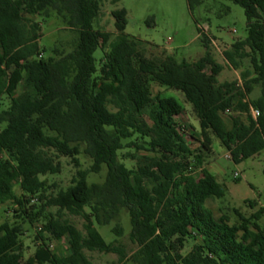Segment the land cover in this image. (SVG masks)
<instances>
[{
    "label": "trees",
    "instance_id": "trees-1",
    "mask_svg": "<svg viewBox=\"0 0 264 264\" xmlns=\"http://www.w3.org/2000/svg\"><path fill=\"white\" fill-rule=\"evenodd\" d=\"M187 1L191 12L204 2ZM230 1L247 16V37L223 53L236 70L249 62L241 86L219 81L223 66L205 36L206 52L199 60L168 56L156 62L124 33L127 10L115 9L119 36L98 66L95 53L112 37L93 27L100 0H0V101L10 98L9 106L0 109V207L19 208L13 210L14 222L0 224V264H92L85 249L115 253L121 264H264V229L258 223L264 206L250 217L236 211L240 221L234 224L229 216L216 219L206 209L210 198H224L228 190L205 166L214 138L236 164L264 150V0ZM52 14L76 40L71 51L52 49L46 57L36 18L46 21ZM198 32L203 30L198 27ZM22 83L25 92L15 96ZM153 83L181 92L192 106L200 135L192 138L199 149L180 121L184 106L173 96L154 95ZM256 88L260 95L252 99ZM125 149L155 155L148 161L136 158V166L129 168L121 158ZM81 154L92 161L88 169L82 168ZM61 157L69 158L77 171L67 189L48 197L42 176L61 173ZM104 167V181L90 182V175ZM49 206L59 214L45 216L37 247L26 258L24 224H35ZM124 210L129 238L138 246L132 254L116 240L107 242L98 228ZM63 212L81 216L85 233ZM254 230L261 234L257 244ZM112 232L122 237L124 228L117 223ZM46 233L66 237L70 254L57 255Z\"/></svg>",
    "mask_w": 264,
    "mask_h": 264
},
{
    "label": "rangeland",
    "instance_id": "rangeland-1",
    "mask_svg": "<svg viewBox=\"0 0 264 264\" xmlns=\"http://www.w3.org/2000/svg\"><path fill=\"white\" fill-rule=\"evenodd\" d=\"M100 3L101 13L98 20L94 22L93 27L95 30L110 32L112 37L109 43H102L101 48H98L95 53L98 66L104 52L110 50V45L116 42L119 36L112 12L115 9L125 8L128 24L124 33L138 43L139 49L147 57L156 62H160L168 56H173L178 61H197L206 52L205 36L210 41L209 50L216 61L223 66V70L218 76L219 80L221 82H239L241 86V74L249 67V62L245 61L243 67L236 70L228 64L223 55L225 50L231 49L234 42L247 37V16L244 8L240 5L230 0H204L203 4L191 12L187 0H120L118 2L100 0ZM36 20L42 24L43 37L40 43L42 47L47 49L44 56H50L52 49L65 52L73 49L76 34L56 14H52V17L46 21L39 17ZM198 27L203 30L202 34L198 32ZM206 72L210 73V68ZM24 92L25 87L22 83L15 96H20ZM152 92L154 95L160 94L163 97L173 96L184 106L185 112L180 121L187 127V138L194 143L193 148L199 149V142L192 138H200L199 121L184 95L179 91L167 89L157 83L152 84ZM259 95L260 89L256 88L250 98L254 99ZM0 102V109L7 108L10 104V98L5 96ZM145 112L148 119V108L145 109ZM225 119L229 120L228 116H225ZM154 155L146 151L136 153L135 150L131 149H125L121 152V158L129 168L136 166L138 158H146L148 161L152 160ZM204 156L205 166H211L217 179L225 184L228 189L224 198L212 197L207 201L206 209L216 219H219L222 215H227L230 222L234 224L240 221L236 211L245 217H250L260 207L264 206V150L259 155L236 164L231 160L230 153L221 144L220 140L214 138L213 153ZM80 160L84 169H88L92 164L91 159L85 154L80 155ZM61 162L63 164L61 173L42 176V179L46 180L49 186L46 193L48 197L56 195L60 190L67 189L76 174L77 168L69 158L61 157ZM106 172L107 169L104 167L101 173L91 174L89 181L103 182ZM236 173H239V177L235 176ZM236 179H239V181ZM14 192L18 196L22 194L19 184L15 185ZM35 204L39 207L43 205L39 201H35ZM14 209L19 208L17 205H3L0 207V224L5 221H15L13 217ZM50 214L58 215V208L49 206L35 224H24L25 232L22 240L25 245L26 258L34 253L38 243L35 239L37 233L46 223L45 216ZM61 215L85 233V220L81 216L69 212H63ZM117 223L124 228L122 237H117L112 232ZM258 223L260 228L264 229V218ZM98 228L107 242L118 241L126 247L129 254L137 250L138 246L129 238L131 224L126 210L110 225L98 226ZM45 235L48 244L57 255L70 254L66 237L57 238L49 233ZM260 239V232L254 230L252 241L257 244ZM190 248L191 243L189 242L184 252L189 251ZM85 253L92 264H121L118 255L115 253H103L87 249H85Z\"/></svg>",
    "mask_w": 264,
    "mask_h": 264
},
{
    "label": "built area",
    "instance_id": "built-area-1",
    "mask_svg": "<svg viewBox=\"0 0 264 264\" xmlns=\"http://www.w3.org/2000/svg\"><path fill=\"white\" fill-rule=\"evenodd\" d=\"M229 112H230V111L227 110V113H229ZM259 114H260V113H259L258 110H254V111H253V115H254L255 117L259 116ZM235 176H236V177H239V173H236Z\"/></svg>",
    "mask_w": 264,
    "mask_h": 264
},
{
    "label": "crops",
    "instance_id": "crops-1",
    "mask_svg": "<svg viewBox=\"0 0 264 264\" xmlns=\"http://www.w3.org/2000/svg\"><path fill=\"white\" fill-rule=\"evenodd\" d=\"M218 79H219V77H218ZM220 81V80H219ZM221 82V81H220ZM208 169H209V171L211 172V173H213L214 174V172H213V169L211 168V166H209V167H207ZM215 176H216V174H214ZM217 177V176H216Z\"/></svg>",
    "mask_w": 264,
    "mask_h": 264
}]
</instances>
